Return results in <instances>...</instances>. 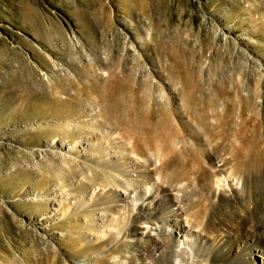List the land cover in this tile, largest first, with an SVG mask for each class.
<instances>
[{"label": "rangeland", "instance_id": "obj_1", "mask_svg": "<svg viewBox=\"0 0 264 264\" xmlns=\"http://www.w3.org/2000/svg\"><path fill=\"white\" fill-rule=\"evenodd\" d=\"M104 93L167 123L203 172L205 147L232 162L264 217V0H0V264H117L139 248L121 233L95 258L91 212L52 206L59 178L86 175L55 142L75 114L105 115Z\"/></svg>", "mask_w": 264, "mask_h": 264}, {"label": "bare ground", "instance_id": "obj_2", "mask_svg": "<svg viewBox=\"0 0 264 264\" xmlns=\"http://www.w3.org/2000/svg\"><path fill=\"white\" fill-rule=\"evenodd\" d=\"M117 95H101L103 116L96 111L75 114L74 123L66 124L67 132L56 140L65 161L82 164L86 175L59 178L55 213L91 212L95 239L105 246L95 258L112 253L124 233L126 242L139 248L131 258L123 253L112 257L117 264H264V217H258L251 181L231 176L232 162L208 147L198 150L211 173L203 172L196 167V153L178 142L167 123L149 119L144 114L148 109L138 114L129 99L119 103ZM182 153L186 157L179 160ZM250 163L245 170H251ZM68 172L70 177L73 171ZM195 182L198 200H190L187 191Z\"/></svg>", "mask_w": 264, "mask_h": 264}]
</instances>
